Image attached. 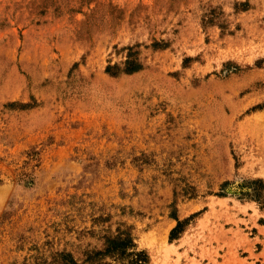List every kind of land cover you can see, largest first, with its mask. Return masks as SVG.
Returning <instances> with one entry per match:
<instances>
[{
	"label": "rangeland",
	"instance_id": "obj_1",
	"mask_svg": "<svg viewBox=\"0 0 264 264\" xmlns=\"http://www.w3.org/2000/svg\"><path fill=\"white\" fill-rule=\"evenodd\" d=\"M135 254L264 264V0H0V264Z\"/></svg>",
	"mask_w": 264,
	"mask_h": 264
},
{
	"label": "trees",
	"instance_id": "obj_2",
	"mask_svg": "<svg viewBox=\"0 0 264 264\" xmlns=\"http://www.w3.org/2000/svg\"><path fill=\"white\" fill-rule=\"evenodd\" d=\"M142 68V65L137 62L136 60H132V59H128L125 63V66L123 68V72L124 73H127V74H131V73H135L137 71H139L140 69ZM112 68L109 67L108 68V71L111 70ZM112 74H114V72H112ZM254 184H261L262 185V181H254L253 182ZM255 191V190H254ZM259 194H258V188H256V196H255V199L258 200L259 198ZM180 224H178V227H179ZM132 245V241L129 239V237L127 238H124V239H119V240H116V241H112L111 244H110V248L108 249V251H111L113 249H117L118 247H121V246H125V245ZM142 254H135V257L130 261V264H146L147 263V258L144 257H141Z\"/></svg>",
	"mask_w": 264,
	"mask_h": 264
}]
</instances>
